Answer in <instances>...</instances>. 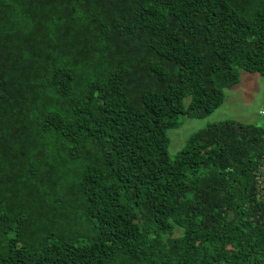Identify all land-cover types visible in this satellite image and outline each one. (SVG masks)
<instances>
[{
	"label": "trees",
	"instance_id": "1",
	"mask_svg": "<svg viewBox=\"0 0 264 264\" xmlns=\"http://www.w3.org/2000/svg\"><path fill=\"white\" fill-rule=\"evenodd\" d=\"M239 70L264 0H0V264H264V128L167 155Z\"/></svg>",
	"mask_w": 264,
	"mask_h": 264
},
{
	"label": "rangeland",
	"instance_id": "2",
	"mask_svg": "<svg viewBox=\"0 0 264 264\" xmlns=\"http://www.w3.org/2000/svg\"><path fill=\"white\" fill-rule=\"evenodd\" d=\"M239 82L224 89V100L211 114L200 119L179 118V126L166 131L167 155L170 160L192 133L222 121L254 124L264 128V79L253 73L238 71ZM189 98L183 100L186 107Z\"/></svg>",
	"mask_w": 264,
	"mask_h": 264
},
{
	"label": "water",
	"instance_id": "3",
	"mask_svg": "<svg viewBox=\"0 0 264 264\" xmlns=\"http://www.w3.org/2000/svg\"><path fill=\"white\" fill-rule=\"evenodd\" d=\"M263 166H264V162H263Z\"/></svg>",
	"mask_w": 264,
	"mask_h": 264
}]
</instances>
